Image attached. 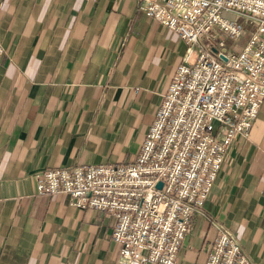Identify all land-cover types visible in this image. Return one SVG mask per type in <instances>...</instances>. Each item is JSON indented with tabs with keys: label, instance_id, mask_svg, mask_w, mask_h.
Returning <instances> with one entry per match:
<instances>
[{
	"label": "crops",
	"instance_id": "obj_1",
	"mask_svg": "<svg viewBox=\"0 0 264 264\" xmlns=\"http://www.w3.org/2000/svg\"><path fill=\"white\" fill-rule=\"evenodd\" d=\"M239 55L260 22L225 13ZM187 46L136 0H5L0 13V264H113L115 219L37 196L34 175L137 156ZM216 50V49H213ZM221 222L264 264V100L232 140L176 264H205Z\"/></svg>",
	"mask_w": 264,
	"mask_h": 264
},
{
	"label": "built area",
	"instance_id": "obj_2",
	"mask_svg": "<svg viewBox=\"0 0 264 264\" xmlns=\"http://www.w3.org/2000/svg\"><path fill=\"white\" fill-rule=\"evenodd\" d=\"M136 1L187 46L137 156L126 166L37 172L36 195L64 194L79 210L112 216L113 264H176L232 140L249 136L264 100V0ZM228 12L260 22L239 55L221 51L216 28L239 34ZM211 227L216 237L205 264H253L227 227L216 220Z\"/></svg>",
	"mask_w": 264,
	"mask_h": 264
},
{
	"label": "water",
	"instance_id": "obj_3",
	"mask_svg": "<svg viewBox=\"0 0 264 264\" xmlns=\"http://www.w3.org/2000/svg\"><path fill=\"white\" fill-rule=\"evenodd\" d=\"M213 52H214V53H217L216 50H213ZM222 52H223V51H222ZM223 53H224V52H223ZM218 56H219V58H220L222 61H226V58H225L222 54H219ZM157 187L160 188V187H161V183H159V184L157 185Z\"/></svg>",
	"mask_w": 264,
	"mask_h": 264
}]
</instances>
